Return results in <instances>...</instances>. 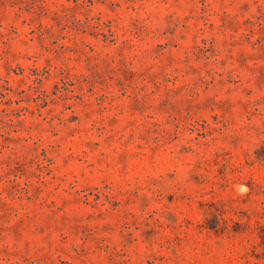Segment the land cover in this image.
<instances>
[{"label": "rangeland", "instance_id": "374dc122", "mask_svg": "<svg viewBox=\"0 0 264 264\" xmlns=\"http://www.w3.org/2000/svg\"><path fill=\"white\" fill-rule=\"evenodd\" d=\"M0 264H264V0H0Z\"/></svg>", "mask_w": 264, "mask_h": 264}, {"label": "clouds", "instance_id": "9594fccd", "mask_svg": "<svg viewBox=\"0 0 264 264\" xmlns=\"http://www.w3.org/2000/svg\"><path fill=\"white\" fill-rule=\"evenodd\" d=\"M241 191H246V189H241Z\"/></svg>", "mask_w": 264, "mask_h": 264}]
</instances>
